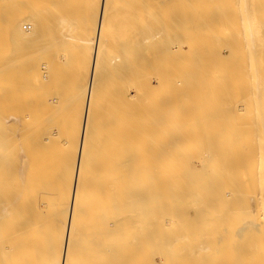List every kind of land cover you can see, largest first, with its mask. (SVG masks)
<instances>
[{"label": "bare ground", "instance_id": "6f19581e", "mask_svg": "<svg viewBox=\"0 0 264 264\" xmlns=\"http://www.w3.org/2000/svg\"><path fill=\"white\" fill-rule=\"evenodd\" d=\"M38 1L0 0V264H264V0Z\"/></svg>", "mask_w": 264, "mask_h": 264}, {"label": "rangeland", "instance_id": "374dc122", "mask_svg": "<svg viewBox=\"0 0 264 264\" xmlns=\"http://www.w3.org/2000/svg\"><path fill=\"white\" fill-rule=\"evenodd\" d=\"M45 1H46V0H43V2H42V3H44V5H43V4L40 5V2H39V1H38L39 3H37V2H36V3H37L38 5H40L39 7H41V8H42V6H46V7H47V2H48V0H47V2H45ZM74 1H75V3H77L78 0H74ZM74 1H73V2H74ZM79 1L81 2V0H79ZM80 2H79V3H80ZM36 3L34 4V5H36V6H33V10H34L36 7H38V5H37ZM75 3L73 4V6H74V5L76 6ZM75 6H74V7H75ZM77 6H78V4H77ZM80 6H82V5H80ZM34 7H35V8H34ZM39 7H38V10H39ZM46 7H45V8H46ZM41 8H40V9H41ZM43 8H44V7H43ZM79 8H80V7H79ZM81 8H82V7H81ZM75 9L77 10L78 7H76ZM36 10H37V9H36ZM36 10H35V11H36ZM43 10H44V9H43ZM76 10H75V11H76ZM80 10H81V9H80ZM80 10L77 11V12L79 13ZM41 11H42V10H41ZM41 11H39V13H40ZM37 12H38V11H37Z\"/></svg>", "mask_w": 264, "mask_h": 264}]
</instances>
